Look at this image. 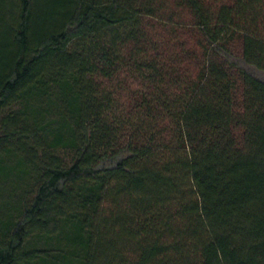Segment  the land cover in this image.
<instances>
[{
  "label": "trees",
  "instance_id": "obj_1",
  "mask_svg": "<svg viewBox=\"0 0 264 264\" xmlns=\"http://www.w3.org/2000/svg\"><path fill=\"white\" fill-rule=\"evenodd\" d=\"M0 201V264H264V0H0Z\"/></svg>",
  "mask_w": 264,
  "mask_h": 264
},
{
  "label": "rangeland",
  "instance_id": "obj_2",
  "mask_svg": "<svg viewBox=\"0 0 264 264\" xmlns=\"http://www.w3.org/2000/svg\"><path fill=\"white\" fill-rule=\"evenodd\" d=\"M182 15H183V17H187V15L185 13H183ZM186 35L188 36V41H191L194 38V37H191L190 34H186ZM192 42H193V44L195 43L194 41H192ZM0 206H1V201H0Z\"/></svg>",
  "mask_w": 264,
  "mask_h": 264
}]
</instances>
